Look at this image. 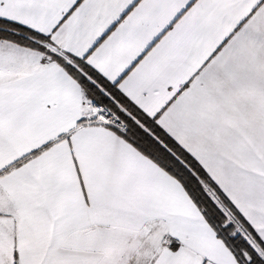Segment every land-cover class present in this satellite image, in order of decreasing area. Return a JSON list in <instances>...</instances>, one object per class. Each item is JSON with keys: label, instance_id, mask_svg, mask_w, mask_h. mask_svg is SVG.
<instances>
[{"label": "snow or ice", "instance_id": "6c2138e0", "mask_svg": "<svg viewBox=\"0 0 264 264\" xmlns=\"http://www.w3.org/2000/svg\"><path fill=\"white\" fill-rule=\"evenodd\" d=\"M0 264H264V0H0Z\"/></svg>", "mask_w": 264, "mask_h": 264}]
</instances>
